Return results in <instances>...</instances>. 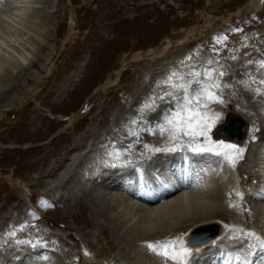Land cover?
<instances>
[{
  "label": "rangeland",
  "instance_id": "obj_1",
  "mask_svg": "<svg viewBox=\"0 0 264 264\" xmlns=\"http://www.w3.org/2000/svg\"><path fill=\"white\" fill-rule=\"evenodd\" d=\"M24 1L0 0V40L15 59L29 52L24 68L12 71L8 63L14 59L0 55L8 75L0 82V264H158L149 260L146 243L135 246L131 239L151 222L149 211H138L134 221L120 223L109 235L92 220H105L99 206L119 207L120 195L126 204L114 216L131 219L127 214L138 206L137 194L110 186L123 178L135 187L143 181L156 185L186 151L211 159V169L200 162L208 175L225 177L227 208L236 207L239 190L254 192L264 162V89L238 76L231 63L255 47L263 53L264 0H28L35 9L15 23L9 18H16ZM194 39L190 50L182 49ZM177 52L167 63L165 53ZM137 53L141 57L132 59ZM227 70L235 76L227 79ZM196 96L204 123L212 124L207 132L212 141L237 140L223 129L229 115L253 116V142L244 144L235 166L223 156L191 152L187 145L205 144L206 137L167 123L187 100L195 107ZM245 135L240 142L248 141ZM244 201L241 211L232 210L237 214L227 220L229 229L243 235L258 224L264 233L260 208ZM183 233L170 229L148 242L183 241ZM260 240L257 247L227 249L238 264L253 258L254 264L264 255ZM158 256L160 264H178ZM198 257L189 264H202Z\"/></svg>",
  "mask_w": 264,
  "mask_h": 264
},
{
  "label": "bare ground",
  "instance_id": "obj_2",
  "mask_svg": "<svg viewBox=\"0 0 264 264\" xmlns=\"http://www.w3.org/2000/svg\"><path fill=\"white\" fill-rule=\"evenodd\" d=\"M30 2L31 1L25 0L23 3H26V4L20 6L18 8V10L15 11V12H17L16 18L14 17L15 18L14 19V18L10 17L9 19H13L14 20L13 22H15V23H17V22L19 23L22 19H24L25 16L28 15V13L30 11L35 9ZM32 3H33V1H32ZM253 4H254V7L257 9H259L261 7L259 2L255 1V3H254L252 1V5ZM190 34H191V32H190ZM187 37H188V35L184 36V38H187ZM195 42H197L196 39L192 40L190 43H188V45L184 46L182 49L184 50L188 47V49L190 50L191 47H193L194 44H196ZM0 44H1L0 45V53H1L0 55H5L7 57L14 59L13 60L14 62H12V60L11 61L9 60L11 62L10 64L7 62L9 70H10V68L12 71V69L16 70L17 67H21V66L23 67L25 62L28 61L29 52L24 51L21 54L19 53L20 54V55L18 54L19 57L17 59H15L16 57L14 58V56H12L11 50L7 48L8 47L7 43L4 40H0ZM4 46L6 47V50H5ZM261 46L264 47V44H262ZM167 47H169V46H167ZM256 48L257 47H255L254 49L249 48L250 50L248 49L250 52L252 50H254L253 53L250 54V56L241 54L240 56H243V55L245 56V57L243 56L244 58H241L242 60H239V61L233 62V63H231L229 60H227L224 63L229 62L233 66H236L235 67V69L237 71L236 73L240 77H241V75L245 76L246 78H244V79L248 80L247 83L251 84L252 86H256V87L259 86V88L264 89V70H260V68H259V66H260L259 63L260 62L264 63V54H263L264 49H263V53L260 54ZM259 49H260V47H259ZM183 50H181L182 51L181 53L185 52ZM246 50H247L246 48H245V50L243 49V53ZM164 51L166 52V49L160 50V52H162V53ZM178 52H180V50ZM178 52L175 54L174 53H171V54L168 53V55H166L167 53H165L164 59L168 60L167 63H169V61H171L177 55H179ZM246 52H248V51H246ZM14 54H16V53H14ZM18 55H15V56H18ZM2 57L3 56H1V58H0L1 59V61H0V82H4L3 81L4 77L8 76L7 75V66H6V68H4L7 60L3 59V61H2ZM140 57H141V54L137 53V54H134L132 56V59H139ZM159 60H160V58H159ZM161 63H162V61H161ZM161 63H159V64H161ZM155 65H154V67H155ZM25 66H27V65H25ZM229 69H230V71L233 70L230 67H229ZM162 71H164V69ZM230 71L229 70L226 71L227 72L226 76L228 75V73ZM157 72H158V69H157ZM154 73H156V72H154ZM154 73H152V74L154 75ZM231 73H230V75L227 76V79L230 76H235V74L233 75V73L232 74ZM237 74H236V76H237ZM108 81H109V79H108ZM112 82L113 81H110L108 83L106 82V83L111 84ZM1 87L2 86L0 84V88ZM241 113H242V116L244 117L245 120L241 116H237V115H233V114L229 115L228 121L224 125L223 129L225 130L226 135L228 137H230L229 132L226 129V125L229 123L230 118L237 117L240 120H242L244 122L243 126H242V132L243 133L245 132V134H246L245 137L248 141L245 140L243 142H240L241 136L240 137H231L232 139H237V140H229L228 139L227 141L229 142V144H234V145L237 143H240V147L245 148L244 144H247V142H249V140H251L250 142H253V140L251 139L252 134H251V132H249V125L252 124V122L254 121V118L249 113H246V112H241ZM75 119L76 118H74V121H75ZM73 122H71V123H73ZM91 127L92 126H90V128L88 127L87 130L84 132V134H82L83 135L82 139L84 137H89L87 135V133L92 132L93 127L92 128ZM256 131H258V130H256ZM255 133L257 134V132H255ZM262 135H263V133H262ZM80 149H82V148H80ZM76 150H77L76 147L73 148V150L70 151V155H73L74 153H71V152L76 151ZM83 150H85V149H83ZM260 154L264 158V144H263L262 149L260 150ZM201 156H191L187 151L183 152L182 156H181L182 159H180V161H178L175 164L174 169H172V171L169 172L168 175L166 174V175L162 176L160 174L161 178L159 180V183H157L156 185H153V186L150 183L146 184V182L143 181L139 185L137 184L135 187L132 184H130L124 178L119 180V182H116L114 184L111 183L112 184V186H110L111 189L116 188V189H119V190L126 192V193H127V191L128 192L130 191V193H133L132 191H134L135 194H137L138 196L141 195V197H144L145 199L152 201V203H148V202H146L140 198L137 199V197L135 196V198L139 202L135 203L138 206H132V207L130 206V208H129L130 210H129L127 216H132L131 219H127L128 221L123 220L122 222H120L119 220H117L118 217L116 218L114 216L115 213H117V212L119 213L118 208H122L126 204V201L122 199L124 197V195H122V196L120 195V197L118 196L120 206L116 207V208H112L114 205L110 204V202H107L106 204L101 203V205L99 206V209H100L99 212L101 213L100 215L105 217V220H96V221L92 220V223L100 224L103 232L105 234L109 235V233H111L113 231H117L116 228H117V226H119L120 223L123 224V227H125L126 225H129L131 220H133L136 217V214L138 211L141 213L145 212V211L146 212L149 211V214L151 216V222L149 220V223H148L149 225H146L144 227H142V225H140L141 228L137 226L139 229L138 228L136 229L134 236L131 238L133 240V243L135 246L136 245L142 246V244L149 241L150 236L157 235V234H163V233L169 231L170 229H176L179 231V228H181L182 231L184 232L183 233L184 246L192 249V254L190 257H188L187 264H189L188 261H190L191 259L193 260L196 255H199L198 260H200L202 262L205 261L206 260L205 258L207 257V253L208 254L211 253L212 254L211 256L213 258L212 259L210 258L211 259L210 262H208V263L203 262L202 264H237L235 261L236 258L232 257L230 251L227 248H229V247L232 248V246H233L234 249L239 248L242 250V247L246 249L248 247V245H252V247H253L256 245L255 242L257 241V238L253 237V236H248V235H246L247 233H244L243 235H242V233L240 235H237L235 232H233L232 230L229 229V224L227 223V220H229L230 217H234L237 214V213H233L232 210L241 211L240 210V206H241L240 203L242 200H246L244 202L247 203L246 205L249 208H253V209L260 208L262 215H264V173H263L264 172V162H262V163L260 162L259 169H263V172L260 170L259 174H262V175L259 178V182H258L254 192H252V193L251 192H248V193L244 192L243 193L242 190H239L240 191L239 193L242 195L239 196V199H236V197L234 196L237 203H236V207H233V209H232V208H227V206H225V201L227 200V198L225 197V190L227 187H229V184L226 185L227 187L225 186V182H224L225 177H223L221 174L218 176L213 175V174H212V176L208 175L207 172H205V170L203 169L204 166L202 168V166H201L202 164L200 162H201V160L203 161V159H204V162L209 164L208 168L211 169L210 167L212 165L209 163V161H211V159H209L205 156H202V157ZM190 161H192V162H190ZM164 169H165V167H164ZM257 176H258V174H257ZM182 184H184V185H182ZM123 189H125V190H123ZM185 189H187V190L191 189V191H187ZM246 194H248V195L246 196ZM225 198H226V200H225ZM121 199L123 200V202H121ZM127 200L129 201L130 199H127ZM130 202H131V200H130ZM144 215H142L141 217H143ZM262 223H264V222H262ZM122 224L120 225L121 227H122ZM230 224H232V223H230ZM212 225H217L219 227L218 228L219 231H218L217 235L213 236L212 238H210V239H208L202 243L190 244V239L192 237V233L195 230H197L198 228L212 226ZM91 226H93V225H91ZM253 226H255V227H253ZM253 226H252L253 227L252 233H255L256 236H258V237L260 235L262 236V234L264 235L263 232H259L262 230V226H259L258 224H253ZM234 228H235V226H234ZM110 244L113 245L112 240L110 241ZM257 246H259V245L257 244L255 247H257ZM263 247H264V245H262V248ZM252 255H254V253ZM253 257H251V258H253ZM262 257H264V255ZM148 258H149V260H151L153 262H157L158 264H160V262H161L159 256L157 254H154V253L149 254ZM252 260L255 261L254 258ZM252 260H244V261H242V264H245V262H247V261H248V264H250L249 261H252ZM237 262H238V260H237ZM196 264H197V262H196ZM254 264H264V259H261V257H260V259L258 258V260Z\"/></svg>",
  "mask_w": 264,
  "mask_h": 264
},
{
  "label": "snow or ice",
  "instance_id": "obj_3",
  "mask_svg": "<svg viewBox=\"0 0 264 264\" xmlns=\"http://www.w3.org/2000/svg\"><path fill=\"white\" fill-rule=\"evenodd\" d=\"M167 95V94H166ZM209 98L211 93H209ZM193 99H189L183 105V108L180 111H177L167 119V123L172 126L175 131L181 133H187L189 136H205L207 142L205 144L199 143H189L187 147L191 152L196 154L203 153H213L217 156H223L228 160L233 166H235L236 160L242 157L244 149L238 145L226 144L224 141H212L207 137V132L212 127V124H205L203 121V116L199 111V96L195 97V107L193 106ZM200 117V119H197ZM219 118V115H216V119ZM195 120V125L193 121ZM215 121H213L214 123ZM200 129L199 131H193V128ZM161 131L163 132L164 126H160ZM156 151H164L165 149H155ZM171 151L172 149H167ZM237 195H242L237 193ZM246 235L256 237L257 240H260L255 233L249 232ZM260 243L264 245V240H260ZM149 250L157 255H162L166 259L170 258L174 261H177L178 264H187L188 257L192 254V249L185 247L182 240H166V241H157L155 243L146 242ZM177 244L179 247L177 248ZM264 259V257H261ZM248 264V262H245Z\"/></svg>",
  "mask_w": 264,
  "mask_h": 264
},
{
  "label": "water",
  "instance_id": "obj_4",
  "mask_svg": "<svg viewBox=\"0 0 264 264\" xmlns=\"http://www.w3.org/2000/svg\"><path fill=\"white\" fill-rule=\"evenodd\" d=\"M243 121L237 117L230 118L229 123L226 125V129L229 132L230 137H240L243 135L242 126ZM148 201V200H147ZM217 225L198 228L192 233L190 243H202L213 236L217 235L219 229Z\"/></svg>",
  "mask_w": 264,
  "mask_h": 264
}]
</instances>
